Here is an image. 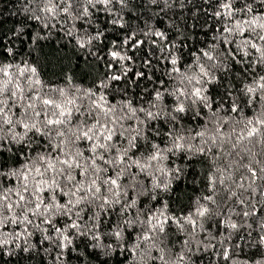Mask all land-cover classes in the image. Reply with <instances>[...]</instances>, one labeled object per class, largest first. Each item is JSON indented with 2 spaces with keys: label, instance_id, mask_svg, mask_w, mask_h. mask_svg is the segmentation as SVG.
Here are the masks:
<instances>
[{
  "label": "snow or ice",
  "instance_id": "obj_1",
  "mask_svg": "<svg viewBox=\"0 0 264 264\" xmlns=\"http://www.w3.org/2000/svg\"><path fill=\"white\" fill-rule=\"evenodd\" d=\"M0 264H264V0H0Z\"/></svg>",
  "mask_w": 264,
  "mask_h": 264
}]
</instances>
